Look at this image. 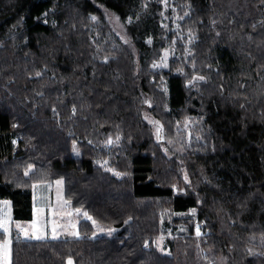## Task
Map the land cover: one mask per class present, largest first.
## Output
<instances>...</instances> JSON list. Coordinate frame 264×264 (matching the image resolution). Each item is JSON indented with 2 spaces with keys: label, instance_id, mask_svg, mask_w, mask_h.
Segmentation results:
<instances>
[{
  "label": "trees",
  "instance_id": "16d2710c",
  "mask_svg": "<svg viewBox=\"0 0 264 264\" xmlns=\"http://www.w3.org/2000/svg\"><path fill=\"white\" fill-rule=\"evenodd\" d=\"M175 6L185 44L160 0H0V199L29 221L31 186L62 179L73 208L114 230L16 238L12 264H264V0ZM191 209L159 252L167 217Z\"/></svg>",
  "mask_w": 264,
  "mask_h": 264
},
{
  "label": "crops",
  "instance_id": "0c3cea01",
  "mask_svg": "<svg viewBox=\"0 0 264 264\" xmlns=\"http://www.w3.org/2000/svg\"><path fill=\"white\" fill-rule=\"evenodd\" d=\"M59 180L60 179L56 181ZM56 181L35 183L31 186L32 218L29 221L14 220L11 201L7 199H0V218L10 217L8 220L9 232L5 234L2 230H0V244H2L5 239L10 241L9 264H12L11 247L16 238L31 241H56L71 238L79 239L80 234L78 226L79 222L82 220H89L95 229V224L88 218L89 216L87 215V217H85L80 209L79 213L81 214L77 213V209L73 208L71 202L65 199L64 188H61L60 195H57V198L54 197V188L56 187H54L53 183ZM5 201L8 202L7 205L4 204ZM56 201L58 203H56ZM57 206L58 208H56ZM62 209H64L62 214L63 216L66 217L70 214L66 218V222L64 221L63 224L58 222V219H56V212H60ZM72 215H75L77 220V222L73 224L71 222H67L68 218H71ZM34 221L36 222L35 228L32 227ZM70 223L72 225L71 227L69 226ZM17 224L21 225L22 231H20V228L18 229L16 227ZM54 228L55 232L53 231ZM25 231H27V235L25 234ZM73 232L78 235H72ZM37 235L42 236L43 238L37 239ZM54 236L55 238H53ZM69 261L74 264L71 258L66 260V264H68Z\"/></svg>",
  "mask_w": 264,
  "mask_h": 264
},
{
  "label": "rangeland",
  "instance_id": "374dc122",
  "mask_svg": "<svg viewBox=\"0 0 264 264\" xmlns=\"http://www.w3.org/2000/svg\"><path fill=\"white\" fill-rule=\"evenodd\" d=\"M160 2L162 4V6H163L162 15H163V19L165 20V25H166V23L167 24H171V27H172L171 30L173 32H176L178 34L179 38L186 37L187 40L185 42H183L184 44L189 42L191 40V37L187 36V35H181V33H180L179 29H178V25H179L180 21L182 20V17H180L179 12L177 10V7L175 6V0H160ZM106 17L110 21L112 28L115 30V33L122 40L127 41V37H126L125 32H124V27L119 22V20L116 18V16L113 13H111L109 11H106ZM175 54L176 53L174 52V48L173 47L168 48L166 51H164L162 60H161L160 63H158L156 65V69L159 70V69H162L164 67L166 68L168 66L169 60H173V57L175 56ZM175 72L182 73L183 69L179 67V68L176 69ZM145 118H146V120L149 123H151V127L153 129V132L156 135V133L158 131L157 126L154 124V122H151V119H150L149 115L145 114ZM186 130H187V138H189L190 132H189L188 129H186ZM165 139H166L168 144H170L171 140H174V138L167 137V136H165ZM109 141H111V143H109ZM187 141H189V140L187 139ZM119 142H120V137H110L105 142V148L108 149V148H110V147H112L114 145H118ZM74 154L78 155V151L76 149H75ZM97 164L99 166H102V167L108 169V171L111 172L112 174H114L115 176H117V177L121 176L120 173L115 172L113 169H111L108 166L107 161H103V160L97 161ZM188 177L189 176H187V175H183V179L185 180L186 183H188V179H187ZM57 182L58 181L53 183L54 187H56V188H54V197L55 198H57V195H60L61 188H64L63 180L61 181V179H60L59 182H61V183H59V184ZM181 188L182 187H178L177 185H175L176 191L183 192V189H181ZM61 194H62V192H61ZM56 203H58V202L56 201ZM56 208H58V206ZM63 211H64V209H62L60 212L59 211L56 212V219H58V222H60L62 224H63L64 221L66 222V218L69 216V215H67L66 217L63 216L62 215ZM84 213L85 212L82 211V214H84ZM79 214H81V213H79ZM196 214H197L196 210L191 209L188 213H173L172 216L167 217L169 219V222H168V225L166 227V232L163 235H161L159 238H157L156 241H155V246H156L157 250L159 252H161L162 254L168 255L169 251H168V241L167 240H172V239H174L176 237L184 236V233H185L186 228H187L186 225L181 223V224L177 225L176 227H173V223L171 222L173 218H181V219H183V220H185L187 222H189V221L195 222ZM75 217H76L75 215L74 216L72 215L71 218L70 217L68 218L67 222H71L72 224L76 223L77 220H76ZM85 217H87V216H85ZM71 223L69 224L70 227L72 226ZM198 228H201V227L198 226ZM113 231H114L113 229H105L101 225H99V224H97L95 222V233H96V235H106V236H108ZM204 235L205 234L200 233L198 237L199 238H204Z\"/></svg>",
  "mask_w": 264,
  "mask_h": 264
},
{
  "label": "snow or ice",
  "instance_id": "6c2138e0",
  "mask_svg": "<svg viewBox=\"0 0 264 264\" xmlns=\"http://www.w3.org/2000/svg\"><path fill=\"white\" fill-rule=\"evenodd\" d=\"M109 143H111V141H109ZM27 174L28 173L26 172L25 175H27ZM57 183L59 184L61 182L58 181ZM7 203H8L7 201L4 202L5 205H7ZM76 211H77V213L80 212L79 209H77ZM84 215L87 216V213H84ZM88 218L91 219V217H88ZM9 219H10V217L0 218V230H2L3 233H5V234L9 232V226H8V220ZM93 223L95 224V221H93ZM16 227L19 229V228H21V225L17 224ZM32 227L33 228L36 227V222L35 221L33 222ZM53 231L55 232V228L53 229ZM25 234L27 235V231H25ZM198 234H199V232H198ZM72 235L76 236L78 234L73 232ZM36 238L37 239H42L43 237L37 235ZM53 238H55V236ZM9 245H10V241L7 240V239H5L2 244H0V264H9V257H10ZM68 264H72V262L69 261Z\"/></svg>",
  "mask_w": 264,
  "mask_h": 264
},
{
  "label": "built area",
  "instance_id": "2783aa9c",
  "mask_svg": "<svg viewBox=\"0 0 264 264\" xmlns=\"http://www.w3.org/2000/svg\"><path fill=\"white\" fill-rule=\"evenodd\" d=\"M20 231H22V228H20ZM146 247V246H145Z\"/></svg>",
  "mask_w": 264,
  "mask_h": 264
}]
</instances>
